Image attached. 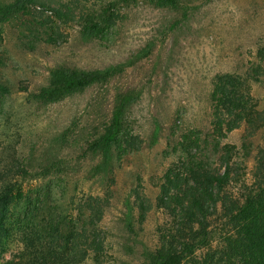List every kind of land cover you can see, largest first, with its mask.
<instances>
[{"label": "rangeland", "instance_id": "obj_1", "mask_svg": "<svg viewBox=\"0 0 264 264\" xmlns=\"http://www.w3.org/2000/svg\"><path fill=\"white\" fill-rule=\"evenodd\" d=\"M55 1L50 7L68 6L75 16L107 9L116 18L91 41L81 38L76 20L63 24L40 6L0 24V87L6 91L0 90V173L10 167L27 170L20 180L24 198L8 211L9 233L0 240V256L8 260L32 253L40 261L42 251L59 253L79 234L86 245L90 237L98 240L101 257L95 263L82 246L78 253L88 258L78 264H139L159 246L166 218L155 202L168 169L205 154L211 155L209 166L217 167L216 142L236 146L233 160L251 182L256 159L264 156V123L252 135L245 124L223 139L209 134L214 77L245 80L255 66L264 74V0H192L189 37L177 43L156 38L147 58L47 105L35 95L51 70L120 64L154 36L159 18L143 0L113 7L110 0ZM168 51L171 60L164 70ZM128 90L138 93L122 132L129 145L114 152L111 173L101 168L90 145L108 124L118 96ZM251 95L255 115L264 121V86L253 84ZM209 223L216 248L226 226L219 215ZM202 253L194 260L200 262Z\"/></svg>", "mask_w": 264, "mask_h": 264}, {"label": "trees", "instance_id": "obj_2", "mask_svg": "<svg viewBox=\"0 0 264 264\" xmlns=\"http://www.w3.org/2000/svg\"><path fill=\"white\" fill-rule=\"evenodd\" d=\"M110 1V6L113 7L127 0ZM143 1L159 14L153 37L150 36L129 58L114 66L87 71L66 67L51 70L46 86L39 89L35 98L47 105L61 102L104 81L117 70L147 58L156 38L169 37L170 41L177 43L179 38L192 34V11H195V7H190L192 0ZM50 4L55 5L57 1L0 0V24L7 17L27 7L40 6L50 10L54 18L63 24L76 20L80 25L81 38L91 41L104 29L112 26L116 18L107 9L89 13L81 10L75 16L68 6L59 5L55 9L50 7ZM170 55L171 51H168L163 61L164 70L168 68ZM259 71L260 68L255 66L248 71L245 80L226 74L214 77L210 95L212 121L209 134L223 139L226 134L245 124L249 127V135H252L263 126L264 121L259 120V115H255L256 105L251 95L253 84L264 86V74ZM0 90L5 91L2 87ZM137 94L128 90L118 96L108 124L90 145L91 150L100 157L103 170H111L114 152L122 150L125 144L129 145L122 132L125 115L138 97ZM254 116L256 118H253ZM214 146L212 151L218 156L217 167L209 166L207 159L211 155L205 154V157L198 161L191 163L188 160L178 168L168 169L162 177L155 206L163 212L166 222L159 231V246L146 252L139 264H264V156L256 159L252 181L247 182L243 174H239L233 160L236 146L216 142ZM11 174H14V179L9 178ZM26 174L27 170L21 167L16 171L10 167V170L0 173V240L9 233L6 227L9 208L24 198L20 180H23ZM217 215L224 220L226 230L216 248H212L209 221ZM79 236L81 235H75L73 241L66 243L59 253L50 249L53 255L47 249L42 251L43 258L40 261L35 256L30 257L32 253H28L13 256L8 260H2L0 256V264H78L87 257L86 252L78 253L82 246L87 247L91 253L90 258L99 263L101 254L96 251L100 248L98 240L95 243V238L90 237L91 240L86 245L84 241L77 239ZM2 251L3 249H0V253ZM198 251L203 252L200 262L194 260Z\"/></svg>", "mask_w": 264, "mask_h": 264}]
</instances>
